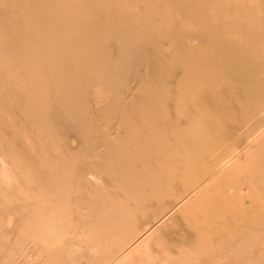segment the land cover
I'll return each mask as SVG.
<instances>
[{"label":"rangeland","instance_id":"rangeland-1","mask_svg":"<svg viewBox=\"0 0 264 264\" xmlns=\"http://www.w3.org/2000/svg\"><path fill=\"white\" fill-rule=\"evenodd\" d=\"M181 112L195 220L149 142ZM263 212L264 0H0V264H264Z\"/></svg>","mask_w":264,"mask_h":264},{"label":"bare ground","instance_id":"bare-ground-1","mask_svg":"<svg viewBox=\"0 0 264 264\" xmlns=\"http://www.w3.org/2000/svg\"><path fill=\"white\" fill-rule=\"evenodd\" d=\"M144 26V25H143ZM145 27V26H144ZM149 29V28H148ZM153 38H154V36H153ZM152 38V39H153ZM202 44V43H201ZM180 45V44H179ZM185 46V45H184ZM200 47V46H199ZM256 47V46H255ZM254 48V47H253ZM253 48H251L252 50H257L258 49V47L257 48H255V49H253ZM202 49V48H201ZM197 53L200 51L199 49H197V48H195L194 49ZM203 50V49H202ZM251 50V51H252ZM259 50V49H258ZM178 50H177V48H176V50H174V55H177L178 54V52H177ZM204 51V50H203ZM246 51H248V49L246 50ZM260 51V50H259ZM189 52V51H188ZM202 52V51H201ZM253 52V54L255 53L254 51H252ZM197 53H193L192 52V54H191V51H190V54H189V56L187 55L186 57H190V56H193V57H195V56H197ZM250 53V52H249ZM199 54V53H198ZM199 56V55H198ZM255 56V55H254ZM258 58V57H257ZM257 60V59H256ZM258 62H259V60H257ZM208 61H206V63H207ZM260 64H261V62H260ZM238 65V64H237ZM256 69H258V67H256ZM164 70V73H165V71H166V73H168L169 71H171V70H169L168 68H166V69H163ZM161 72H163V71H161ZM231 73V72H230ZM232 74V73H231ZM234 74V73H233ZM233 74H232V76H233ZM196 81L197 82H199L201 85H202V87L203 88H205V86L200 82V80L198 79V78H196ZM183 84L182 85H179L178 87H176V88H174V89H172L171 90V93H170V89L169 90H167L166 89V91H164V93L165 92H168L167 94L165 93V94H163V95H168V96H166V97H164L163 98V95H160L161 96V102H163V103H169L170 101H169V99L173 96V95H170V94H174L173 92H175V93H177V94H179V95H181V94H195V96H196V99H198L199 97H200V95H198L197 93H195L194 91H193V88H192V84L193 83H189V81H187V80H182L181 81ZM167 84V83H166ZM169 84V83H168ZM210 91H212V90H210V89H206L205 88V92H207V93H205L204 94V99L207 97V95H209V93H210ZM170 93V94H169ZM211 95V94H210ZM212 96V98H215V99H217L214 95H211ZM159 97V96H158ZM209 98H211V97H209ZM214 101H211V102H209V103H213ZM214 103H216V102H214ZM191 110V109H190ZM183 117H184V115H183V112H181V113H179L178 114V116H177V119H176V121L175 122H173V123H169L168 121L166 122V123H163L164 124V128L161 130V132L160 133H158L157 132V141L158 142H156L155 140H152V138H150L149 139V142H151L152 143V147L153 146H159L158 148H160V149H157V147H156V151H158L159 150V157H164V158H162L161 160H163V162L166 164V168L168 169V171H167V169H165L166 171H167V173H168V175H169V178H170V180H171V187L172 186H175V184H174V181H177V177L175 176V174H174V171H175V168H177V171H178V174H177V176H178V180H179V182H180V184H181V186L184 188V190H186L188 193H192V195H193V197L191 198V199H189L187 202L189 203V207H188V209L189 210H191L190 211V214H191V212H193V219L195 220L196 219V215H194V211H193V209H195V200H197L198 199V197L199 196H201V194H203V193H200V194H198L197 196L196 195H194L195 194V190H196V188H197V190H199V191H201L202 189H206V190H209V189H211V190H214V187H215V182H213V181H211V179H205V181H203V182H201L200 180H196L195 179V175H193V173L192 172H190V170H191V168H193V164H192V162H191V158H192V156H193V154L196 152V148L195 147H191L190 145H191V143L193 142V141H191V140H189V139H187L186 141H185V139H186V136H184V135H182V134H175V131H176V129L173 127V125L174 124H189V123H187V122H184V120H183ZM152 118V117H151ZM214 119L215 118H213L212 120H209V124H211L213 121H214ZM152 120V119H151ZM143 123H145V121L143 122ZM167 124H171V125H167ZM191 124H194V123H191ZM213 125H211L210 127H209V129L212 127ZM180 127H186L185 125H183V126H180ZM188 128V127H187ZM208 129V131H207V135L209 134V135H211V133H209L210 132V130ZM228 129H225V127L223 128V129H219V128H216V129H214L213 130V132H215V134L217 135L218 133H220L221 132V134L222 133H224V132H226ZM188 131H189V134H191L192 133V130L190 129V128H188ZM224 134H227V133H224ZM179 136H182V137H179ZM142 138H143V136H142ZM214 138H216V136H214ZM231 138H233V137H228V139H231ZM205 142H206V140H204L203 142H202V145H204L205 144ZM123 143V142H122ZM138 143V142H137ZM205 145H208V144H205ZM154 148V147H153ZM225 148V147H224ZM223 148V149H224ZM231 148V147H230ZM150 149V148H149ZM154 150V149H153ZM222 150V149H221ZM156 151H154V152H156ZM131 152V151H130ZM158 153V152H157ZM156 154V153H155ZM146 159L145 158H143V160H142V158L140 159V162L141 163H143L144 161H145ZM169 160H172L170 163H169ZM185 162H184V161ZM118 165V167L120 166V168H118V169H116L117 170V172L120 174V176H122V178L120 179V181H122V183L123 182H126L127 180H129L131 177L133 178V181H134V183L138 186V183H137V180L140 182L141 181V183H145V184H147V183H149L150 182V179L153 177H150L149 178V176L147 177V172L146 171H141V169H140V167H139V165L137 164V162L136 161H132V162H125V163H119V164H117ZM177 165V166H176ZM257 168V165L256 164H249V165H246L245 166V168L243 169V171L244 170H247L248 171V174H245L247 177H248V175H250L251 176V174H250V172L249 171H252V170H254V169H256ZM164 175V174H163ZM131 178V179H132ZM114 179H115V177H114ZM155 179H157V178H155ZM110 180V179H109ZM117 179H115V181H116ZM154 181V177H153V180H152V182ZM118 182V181H117ZM144 184V185H145ZM152 185V184H151ZM138 187H140V186H138ZM148 187V186H147ZM152 187H153V189L155 188L154 187V185H152ZM164 187V186H163ZM125 188V187H124ZM126 191L128 190V191H130V192H132L133 191V186H129L127 189H125ZM145 190V189H144ZM150 189H148V191H149ZM223 190H226V191H230V188H229V185H228V187H226L225 189H223ZM129 193V192H128ZM139 195H144V191H142V190H140L139 189V191L137 192ZM227 193V192H226ZM227 194H229V193H227ZM230 195V194H229ZM144 196H146V195H144ZM146 199V198H145ZM169 199L171 200V196L169 195ZM227 202H225V204H226ZM258 205H260V204H258ZM153 210V209H152ZM154 211V210H153ZM264 213V212H263ZM186 215H188L189 213H185ZM249 217H251L250 215H248L247 216V219L249 218ZM259 218H260V216H259ZM251 220V219H250ZM223 221V220H222Z\"/></svg>","mask_w":264,"mask_h":264}]
</instances>
